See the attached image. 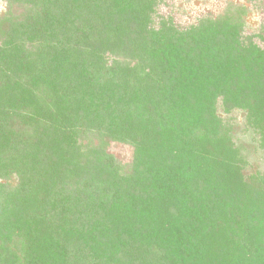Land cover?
Listing matches in <instances>:
<instances>
[{
	"label": "trees",
	"instance_id": "obj_1",
	"mask_svg": "<svg viewBox=\"0 0 264 264\" xmlns=\"http://www.w3.org/2000/svg\"><path fill=\"white\" fill-rule=\"evenodd\" d=\"M162 2L8 0L27 8L0 19V264H264V172L217 108L264 153V48Z\"/></svg>",
	"mask_w": 264,
	"mask_h": 264
},
{
	"label": "rangeland",
	"instance_id": "obj_2",
	"mask_svg": "<svg viewBox=\"0 0 264 264\" xmlns=\"http://www.w3.org/2000/svg\"><path fill=\"white\" fill-rule=\"evenodd\" d=\"M26 8L24 5H11L8 0H0V19L2 16L21 18ZM158 12L164 17L170 15L181 28L195 24L200 18L215 19L224 15H237L244 24L243 37L251 36L254 43L264 48V0H163ZM217 108L221 120L230 128L232 141L242 148L241 155L249 166L246 173L253 175L255 171L264 172V153L256 150L254 137L245 128L243 114L233 112L227 115L222 113L220 105ZM106 149L119 166L128 170L132 158L130 146L113 143ZM7 184H15V180L11 177Z\"/></svg>",
	"mask_w": 264,
	"mask_h": 264
}]
</instances>
